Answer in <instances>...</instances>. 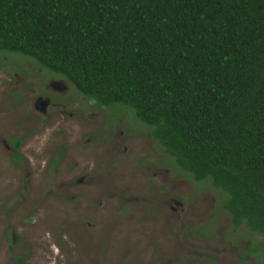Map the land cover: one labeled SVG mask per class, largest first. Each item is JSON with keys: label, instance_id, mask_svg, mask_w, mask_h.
I'll return each mask as SVG.
<instances>
[{"label": "trees", "instance_id": "trees-1", "mask_svg": "<svg viewBox=\"0 0 264 264\" xmlns=\"http://www.w3.org/2000/svg\"><path fill=\"white\" fill-rule=\"evenodd\" d=\"M0 50L129 106L264 237V0H0Z\"/></svg>", "mask_w": 264, "mask_h": 264}, {"label": "rangeland", "instance_id": "rangeland-1", "mask_svg": "<svg viewBox=\"0 0 264 264\" xmlns=\"http://www.w3.org/2000/svg\"><path fill=\"white\" fill-rule=\"evenodd\" d=\"M58 76L72 113L41 122L31 99ZM148 130L129 106L87 100L63 75L0 50V137H29L25 164L0 152V264H237L243 252L244 264H264V237L233 228L225 193L179 168Z\"/></svg>", "mask_w": 264, "mask_h": 264}, {"label": "flooded vegetation", "instance_id": "flooded-vegetation-1", "mask_svg": "<svg viewBox=\"0 0 264 264\" xmlns=\"http://www.w3.org/2000/svg\"><path fill=\"white\" fill-rule=\"evenodd\" d=\"M42 84L43 89L46 90H41L42 88L37 85V91L34 93L31 99L32 109L37 114L38 119L41 122H44L45 120L54 118L53 116L55 114H57L58 116H63L64 114L70 116L72 111L67 110L66 103L63 99L65 96H71V91H69L67 82L62 77L58 76L57 78L49 77L47 82ZM32 90L35 91L34 89ZM86 99L89 100L88 97H86ZM79 110H74L73 112H78ZM119 129L118 131L122 133L123 131H120ZM28 138L29 137L25 132L12 134L9 138L0 137V152H8L10 157L8 162L10 164L26 163V157L23 152L27 151L21 148L23 146L24 148L26 147ZM87 138L89 139V136ZM60 145L56 148H53L52 151H49L53 152L51 154V159L54 164L59 163L64 155V152H66V149ZM123 150H126L125 145H123ZM53 157L56 158L53 160ZM83 178V176H77L76 181L81 182ZM245 256H248L247 252H243V255H238L236 258L237 263H239L241 259H244Z\"/></svg>", "mask_w": 264, "mask_h": 264}]
</instances>
